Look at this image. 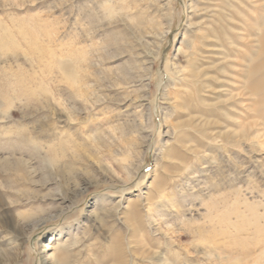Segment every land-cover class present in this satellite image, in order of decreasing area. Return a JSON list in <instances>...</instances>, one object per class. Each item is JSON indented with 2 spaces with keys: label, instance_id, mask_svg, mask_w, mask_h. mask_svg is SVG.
Here are the masks:
<instances>
[{
  "label": "rangeland",
  "instance_id": "obj_1",
  "mask_svg": "<svg viewBox=\"0 0 264 264\" xmlns=\"http://www.w3.org/2000/svg\"><path fill=\"white\" fill-rule=\"evenodd\" d=\"M246 2L0 0V261L264 264Z\"/></svg>",
  "mask_w": 264,
  "mask_h": 264
},
{
  "label": "bare ground",
  "instance_id": "obj_2",
  "mask_svg": "<svg viewBox=\"0 0 264 264\" xmlns=\"http://www.w3.org/2000/svg\"><path fill=\"white\" fill-rule=\"evenodd\" d=\"M245 1L252 4L254 0H245ZM249 7H250V5H249ZM245 9H246V11H244L245 13L243 12V18H245L247 21V20H249L248 19L249 17L247 18V15H249V13H252V10H250L248 7H245ZM254 12H255V10H254ZM250 17H252V16H250ZM262 20L264 21V17L262 18ZM258 52H259V55L261 56L259 58L260 62L257 64L256 67L255 66L249 67V70H247L245 72V74H244L245 75V83H243V89H242V92L244 90L247 91L246 94L242 93V96L248 95L249 97L258 98V101L256 102V108L259 106H261V107L264 106V39H263V43H262V48H260V50ZM253 61L254 60H252V62ZM235 96H237L236 99H239L241 94H236ZM232 97H234V96H232ZM237 103L239 105H242L244 108L249 109L248 106H245L246 104L243 105V101L239 100ZM252 105L253 106L250 105L251 111L255 112V102H253ZM258 109L259 108H257V110ZM249 128L251 130L253 128L252 125H249ZM50 250H52V248L45 245L44 249L40 252V254H41L40 255V263L41 264H47V263H49V260L52 259L51 256H53V255H50V254L48 255V252ZM52 260H54V259H52ZM54 262H55V264H62V260L59 259L58 257L55 259ZM0 264H5V262L0 261ZM15 264H17V263H15Z\"/></svg>",
  "mask_w": 264,
  "mask_h": 264
}]
</instances>
